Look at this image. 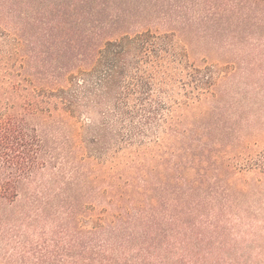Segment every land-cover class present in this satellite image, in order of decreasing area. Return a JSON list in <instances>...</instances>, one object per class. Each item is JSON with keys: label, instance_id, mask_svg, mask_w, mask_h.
<instances>
[{"label": "trees", "instance_id": "16d2710c", "mask_svg": "<svg viewBox=\"0 0 264 264\" xmlns=\"http://www.w3.org/2000/svg\"><path fill=\"white\" fill-rule=\"evenodd\" d=\"M260 28L264 0H0V222L4 200L52 193L55 217L69 214L42 263L194 264V217L237 200L207 190L205 168L193 177L195 143L199 160L207 136L231 138L215 160L245 155L236 61L222 66L248 57L240 79L255 90ZM246 161L264 171V150ZM90 204L77 237L74 210Z\"/></svg>", "mask_w": 264, "mask_h": 264}, {"label": "rangeland", "instance_id": "374dc122", "mask_svg": "<svg viewBox=\"0 0 264 264\" xmlns=\"http://www.w3.org/2000/svg\"><path fill=\"white\" fill-rule=\"evenodd\" d=\"M252 36L255 39L258 38V41L249 39L251 43L258 44L261 41L264 44V28L255 30ZM239 39L238 46L241 52L247 49L249 41L246 38L239 37ZM228 49L232 51L231 47ZM232 53L224 58L222 67L229 66L232 60L236 61L234 62L237 68L236 74L227 79L230 84L234 80L233 91L238 93L239 98L242 97V105L240 104L238 109L240 118L239 116L237 118L241 128L240 144L245 147L246 152L235 160L227 159L226 155L215 160L212 149L218 147L220 150L226 149L231 138L227 136L223 139L222 145H214L207 136L208 148L203 160H199L196 153L197 143H195L193 177L197 178L200 167L205 168V188L210 190L211 186H215L219 192L226 191L225 188H228L237 200L233 204L231 202L232 207L228 209L220 208L222 204L219 202L216 203L214 210L209 207L206 210L203 209L207 211L206 213L213 214L207 221L198 222L199 218L194 217L195 225L191 229L189 238L194 264H264V171L246 166L247 154L254 155L264 150V59L257 60L252 66L254 74L249 78L250 81H254L256 89L251 90L245 87L240 79V76H245L240 66L244 65L248 57L242 55L241 58H234ZM254 55L264 58V50L256 49ZM214 71L217 74L218 69L213 67L206 70L207 77ZM250 92L254 95L248 100L247 96ZM227 161L234 164L235 169L230 166L228 169ZM227 176H229L228 179H226ZM34 193L36 192L28 189L21 191L12 202L3 201L5 214L0 222V264H37V262L44 264L41 260L46 258L44 257L46 252L53 251L51 250L54 247L53 240L57 236L65 235L60 231L66 225L65 215L69 213L65 212L63 217L60 216L61 218L55 217L53 204L44 203L50 197L52 198L53 194L33 201L30 194ZM39 194H42L41 191L36 193V195ZM56 200L58 202V199L54 198V202ZM2 208L1 205L0 209ZM89 208L86 210L78 206L74 210L69 225L77 237L79 232L91 229L93 226L91 220L95 213L93 204H90Z\"/></svg>", "mask_w": 264, "mask_h": 264}]
</instances>
